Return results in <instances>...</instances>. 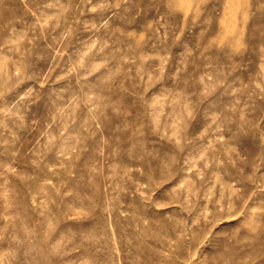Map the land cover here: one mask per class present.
Segmentation results:
<instances>
[{
	"label": "rangeland",
	"instance_id": "rangeland-1",
	"mask_svg": "<svg viewBox=\"0 0 264 264\" xmlns=\"http://www.w3.org/2000/svg\"><path fill=\"white\" fill-rule=\"evenodd\" d=\"M0 264H264V0H0Z\"/></svg>",
	"mask_w": 264,
	"mask_h": 264
}]
</instances>
